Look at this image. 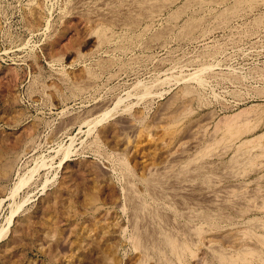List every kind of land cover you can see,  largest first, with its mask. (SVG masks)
<instances>
[{"label": "rangeland", "instance_id": "374dc122", "mask_svg": "<svg viewBox=\"0 0 264 264\" xmlns=\"http://www.w3.org/2000/svg\"><path fill=\"white\" fill-rule=\"evenodd\" d=\"M135 1L0 0V234L10 228L0 264H139L129 241L135 194L172 231L204 226L197 252L208 264H221L209 246L261 249L243 233L264 232V157L244 174L230 161L240 141L264 132V2L152 0L159 14L131 24ZM192 19L200 25L190 34ZM102 27L110 36L101 46ZM243 112L249 125L235 145L199 159L217 124ZM16 150L6 177L2 160ZM187 161L195 176L172 177L174 192L153 198L143 177H178ZM42 162L49 167L13 197L17 172ZM201 214L218 215L217 230ZM144 218L141 232L158 228Z\"/></svg>", "mask_w": 264, "mask_h": 264}, {"label": "bare ground", "instance_id": "6f19581e", "mask_svg": "<svg viewBox=\"0 0 264 264\" xmlns=\"http://www.w3.org/2000/svg\"><path fill=\"white\" fill-rule=\"evenodd\" d=\"M164 1V0H163ZM170 0H168L169 2ZM197 1V0H196ZM201 1V0H200ZM206 1V0H205ZM223 1V0H222ZM249 1V0H248ZM252 0H250L251 2ZM256 1H259V2H264V0L260 1V0H256ZM133 2V1H132ZM167 2V3H168ZM204 2V0H203ZM249 2V3H250ZM253 2H255L253 0ZM166 3V1H165ZM239 3V2H238ZM241 3V2H240ZM252 3V2H251ZM258 3V2H257ZM161 4V2H160ZM171 4V3H170ZM135 5L137 7V12L135 13H129L127 14L128 17H130L128 19V21L130 20L131 24L132 23H135V24H138V22H140V19L143 17H153L156 15V13L158 12L157 10H155L156 8H158L159 6L157 5V2L155 1H152V0H136L135 1ZM114 6V5H113ZM118 6V5H117ZM162 6V5H161ZM165 6V5H164ZM197 6V5H196ZM237 6V5H236ZM235 6V7H236ZM250 6V5H249ZM110 7V6H109ZM132 7V6H131ZM188 7V6H187ZM239 7V6H238ZM252 7V6H251ZM250 7V8H251ZM113 8V7H112ZM161 8V7H160ZM159 9V8H158ZM162 9V8H161ZM160 9V10H161ZM235 9V8H233ZM231 8V10H233ZM116 10V8H115ZM165 10V9H164ZM229 10V9H228ZM227 10V11H228ZM237 11V10H236ZM120 13V11H119ZM159 14V13H157ZM118 15V14H117ZM126 15V16H127ZM226 15V14H225ZM228 15V14H227ZM158 16V15H157ZM224 16V15H223ZM123 20V19H122ZM191 21V20H189ZM193 19H192V23L191 22H187L186 23V27H187V33H190V32H195L193 31L194 29H198L199 27V23H195L193 24ZM112 22V21H111ZM195 22H198V21H195ZM129 23V22H128ZM113 24V23H112ZM135 24H133L135 26ZM128 26V25H127ZM184 28H185V25H184ZM183 29V28H182ZM186 29V28H185ZM183 31H185L183 29ZM189 31V32H188ZM181 32V31H180ZM96 33V32H95ZM191 34V33H190ZM189 34V35H190ZM97 35H98V41H99V45H104L105 43L109 42V36L106 32V29H104L103 27L98 29L97 31ZM179 35V34H178ZM156 36V35H155ZM161 36V35H160ZM185 36V35H184ZM188 36V35H187ZM162 37V36H161ZM186 93L188 91H185ZM189 93V92H188ZM190 94V93H189ZM191 95V94H190ZM186 110V109H185ZM189 111V110H188ZM184 112V111H183ZM186 113V111L184 112ZM183 113V114H184ZM246 113V112H245ZM244 114V112H243ZM238 114L234 117H229L220 122L219 124H217L216 128H215V137L214 138V143H211L210 145L208 144V146H206L204 149H202V151L199 153V159H204L206 156L208 155H211L210 153L217 147L223 145L225 146L226 148L229 147H233V145H235L234 141L238 138V136H241L242 133H244L243 131L247 129V125L248 122H249V118L251 115H247L246 114ZM168 115V114H167ZM108 116V115H107ZM184 116V115H183ZM186 116V115H185ZM232 116V115H231ZM181 117V116H180ZM175 118V117H174ZM173 118V119H174ZM106 118L104 117V120ZM175 120V119H174ZM177 121V119H176ZM100 122H103L100 121ZM245 123V125H243L242 127L238 126L240 123ZM102 124V123H101ZM222 124V125H221ZM250 128V127H249ZM248 128V129H249ZM169 129V128H168ZM172 134V133H171ZM218 134H221L220 136ZM218 135V136H217ZM254 138V137H253ZM32 139V138H31ZM24 144H27V143H24ZM33 145V144H32ZM25 146V145H24ZM224 148V147H223ZM227 148V149H229ZM253 148H258L260 149V153H256V154H252V150ZM24 149V148H23ZM26 149V148H25ZM30 149V148H29ZM236 149V152H235V157H232L230 163H239V165H241V169L243 172V174L245 173V171H247V169L251 168V167H255L254 164L256 162V160L258 158H261V157H264V132L261 134V135H258V137L256 136L254 139H250V140H244V141H240L238 143V146L235 148ZM27 150V149H26ZM255 150V149H254ZM24 151V150H22ZM27 152V151H26ZM20 153V151H19ZM19 153L18 151L16 150V152H12L10 154V156H6L5 159L2 160V168L1 170H3V174L8 177V173L9 171L14 167L15 165V162H18V159L20 158L19 156ZM11 155H13L11 157ZM23 155V153H22ZM19 156V157H18ZM242 156L244 157L245 156V160L243 161L242 163V159H240L239 157L242 158ZM17 161H15V158H17ZM241 160V163H240V160ZM195 161V160H194ZM193 161V162H194ZM197 161V160H196ZM190 162V161H189ZM198 162V161H197ZM19 163V162H18ZM17 163V164H18ZM38 163V162H37ZM229 163V165H230ZM262 163V162H261ZM36 164V163H35ZM122 164L124 167H128L127 166V162L125 161H122ZM189 164H192V163H189ZM198 164V163H197ZM224 164V162H223ZM233 164V165H234ZM263 164V163H262ZM186 165V163H185ZM194 165V164H193ZM257 165V164H255ZM261 165V164H260ZM188 166V161H187V165L186 167ZM191 166V165H190ZM188 166V167H190ZM196 166V165H195ZM194 166V167H195ZM232 166V164H231ZM237 166V165H236ZM235 166V167H236ZM19 167V166H18ZM46 167H49V165H47V162H42V163H39V164H36L34 165V167L32 169H30L28 172L26 171V173H24L23 175L19 174L17 171V181L14 183V187L13 189L11 190L12 191V195L13 197H16L26 186H28L32 180H33V177L35 176V174L40 170V169H43V168H46ZM181 167L183 168L182 170H179L178 174H180L178 177L175 176L174 177V173L171 172V176L169 173L165 172L164 175L162 176V174H160L158 171L157 172H150V174H148L147 177H143V182L146 184V188L147 190L149 191L150 194H152V196H156V197H153V198H158L161 196H165L167 195V198H168V192L169 191H172L174 192V190H169L168 192L167 189L168 187L170 186H167V184H169L168 182L171 181L173 178H175V181L176 182H179V180L181 179H185L187 178L188 176L187 175H190L193 173V175L195 174V168H192V170H194L192 173H191V170L189 172V169L188 167ZM199 166H197L198 168ZM210 167V166H209ZM226 167V166H225ZM240 167V166H239ZM259 167V166H258ZM263 167V166H262ZM16 168V167H15ZM171 168V167H170ZM230 168V167H229ZM228 168V169H229ZM234 168V167H233ZM47 169V168H46ZM45 169V170H46ZM202 170V168H200ZM237 169V168H236ZM260 169V168H259ZM258 169V170H259ZM20 170V168H19ZM235 171V169H233V172ZM196 172H199V176L201 175L202 176V180H203V184H208L210 181L209 180H212L211 178H207L208 176H203V174L200 173V171H196ZM202 172H204V169L202 170ZM232 172V173H233ZM240 171H237V172H234L235 174L236 173H239ZM12 174V172H10ZM46 173V172H45ZM247 173V172H246ZM167 174L169 175V178L167 176ZM214 174V173H213ZM263 174V173H262ZM261 174V175H262ZM8 175V176H7ZM177 175V173H176ZM198 175V174H197ZM208 175V174H207ZM240 175V173H239ZM195 176V175H194ZM231 176V175H229ZM237 176V174H236ZM264 176V175H263ZM4 177V176H3ZM5 177V178H6ZM173 177V178H172ZM206 177V178H205ZM166 178V179H165ZM196 178V177H195ZM259 178V177H258ZM257 178V179H258ZM261 178V177H260ZM178 180V181H177ZM200 180V179H199ZM201 180V181H202ZM142 181V180H140ZM174 181V180H172ZM172 183V182H171ZM200 183V182H199ZM32 184V183H31ZM198 184V183H197ZM201 184V183H200ZM202 184V185H203ZM205 184V185H206ZM210 184H212V182H210ZM209 184V186H210ZM218 184V183H217ZM131 186V184H130ZM134 187V185H133ZM201 187V186H200ZM206 187V186H205ZM243 187V186H242ZM258 188V187H257ZM173 189V188H172ZM175 189V188H174ZM134 190V189H133ZM200 190V189H199ZM260 190V189H259ZM178 191V189H177ZM233 192V191H231ZM136 193V192H135ZM264 193V192H263ZM134 194V193H132ZM257 194H259L257 192ZM261 194V193H260ZM172 195V194H171ZM177 195V194H176ZM175 195V196H176ZM244 195V194H243ZM264 195V194H263ZM128 196V195H127ZM148 196V195H147ZM150 196V195H149ZM174 196V195H173ZM235 196V195H234ZM259 196V195H258ZM131 200L130 201H133V213H134V228L132 232H134L132 235H130L131 237H129V241L132 243L133 245V248L139 250L141 252V255H142V261L139 262V264H147V262L151 259H155L156 262H158V264H189V260L192 258H197V264H208L205 259L202 260V258L199 260V255H198V252L199 250H201V247H202V242H201V238L202 237H205L204 235H206V230L203 228L204 226H199V228H191V229H194V230H191V232L195 235L196 238H192L191 236V232L189 231V228L186 229H182L177 231V228H175L176 231H172V229H168L166 226L168 225V218L167 216L165 217L163 214H161L160 212H157V211H153V212H150L151 213V217L152 219H154V224L157 223V229L153 228V231L151 229H149L148 227L145 229V231L141 232L142 230L140 229V226L142 225V223L144 222V218L145 215L148 213V216H150V213H149V209H148V206H146L145 202H144V199L146 198H142L140 196H137L136 194L131 196ZM151 197V196H150ZM166 197V196H165ZM165 197H164V200H165ZM172 197V196H171ZM237 197V195H236ZM240 197V196H239ZM257 197V196H256ZM157 198V200H158ZM246 198V197H245ZM249 198V197H248ZM251 198V197H250ZM261 198V196L259 197ZM161 199V198H160ZM241 199V198H240ZM264 199V198H263ZM262 199V201H264ZM129 201V200H128ZM129 201V202H130ZM147 201V199H146ZM243 201V200H242ZM148 202V201H147ZM231 201H228L226 203H229ZM251 202V201H250ZM3 201L0 202V207L2 205ZM131 203V202H130ZM160 203V202H159ZM233 203V204H232ZM259 203V202H258ZM162 204V203H161ZM230 204V203H229ZM227 204V205H229ZM149 205V204H148ZM231 205H234V202H231L230 206ZM249 205V204H247ZM260 206H262V209H264V202L263 204L261 205L260 203ZM257 207V206H256ZM259 207V206H258ZM173 208V207H172ZM171 208V209H172ZM20 209V208H19ZM18 209V210H19ZM236 209V208H235ZM261 209V208H260ZM156 210V209H155ZM258 210V208H257ZM151 211V210H150ZM246 211V210H245ZM208 212V211H207ZM249 212V211H248ZM174 213V212H173ZM204 213V212H203ZM206 213V212H205ZM204 213V214H205ZM209 213V212H208ZM207 213V214H208ZM247 213V212H246ZM245 213V214H246ZM15 212L12 213V215L10 216V219H9V224L12 223V220H13V216H14ZM177 214V213H176ZM175 214V215H176ZM204 214H201L202 216V219L203 221L206 220L207 223L209 225H212V226H215V229L216 227L218 226V223H217V220H219V216H213L215 217V219H212V218H209V216H204L208 219H205L203 217ZM153 215V216H152ZM179 215V214H178ZM178 215H176L175 217H178ZM211 215V214H210ZM133 217V216H132ZM147 217V216H146ZM154 217V218H153ZM200 217V216H199ZM216 218H218L216 220ZM200 219V218H199ZM156 220V221H155ZM221 220V219H220ZM255 220V218H254ZM260 221V220H258ZM188 223V222H187ZM146 224V223H145ZM149 224V223H148ZM166 225V226H165ZM199 225V224H198ZM201 225V224H200ZM254 225V224H252ZM147 226V225H146ZM145 226V227H146ZM171 226V225H170ZM251 226V225H250ZM260 226V225H259ZM154 227V226H153ZM186 227V226H185ZM189 227V226H188ZM261 229L264 231V224L262 223V225L260 226ZM210 228H213V227H210ZM218 228V227H217ZM155 229V230H154ZM214 229V228H213ZM247 229V228H246ZM256 229V228H255ZM10 228L8 227L5 231H3L1 234H0V240L2 238H5L9 232ZM141 230V231H140ZM217 230V229H216ZM243 231V230H242ZM155 233L156 236L154 235ZM147 236V237H146ZM230 236V235H229ZM243 237L245 238H248V239H256L258 241V243L261 245V249H254V248H250V247H244V248H241L239 250H236L232 253H227L225 252L222 248L221 249V246L219 248L217 247H214V246H209L207 247L208 249V252L209 254L211 255L212 259H217L221 264H264V232L259 234L257 232H254L252 231L251 229H247L244 233H243ZM233 238V237H232ZM203 239V238H202ZM229 239V238H228ZM147 242H145V241ZM240 240V239H239ZM150 242V243H149ZM253 243V242H252ZM150 244V247H151V250H153V252H151L150 248H148V245ZM259 245V246H260ZM151 252V253H150ZM203 257V256H202ZM217 262V263H219ZM211 263V262H210Z\"/></svg>", "mask_w": 264, "mask_h": 264}]
</instances>
